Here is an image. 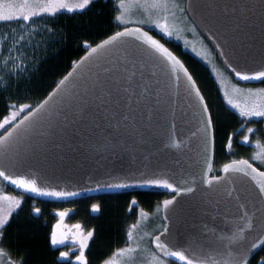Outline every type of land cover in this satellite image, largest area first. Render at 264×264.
<instances>
[{
  "label": "snow or ice",
  "instance_id": "snow-or-ice-1",
  "mask_svg": "<svg viewBox=\"0 0 264 264\" xmlns=\"http://www.w3.org/2000/svg\"><path fill=\"white\" fill-rule=\"evenodd\" d=\"M94 2L95 0H74V2L71 0H21V2L0 0V22L28 24L35 18L55 17L62 12L82 14L90 9ZM208 6L222 7L225 12L233 13L248 7L243 4L229 5L227 3L222 6ZM114 7L116 12L114 19L123 26L121 31L115 32L95 47L85 42L84 46L88 50V55L78 62L73 61L72 71L63 76L53 91L38 104L9 106V114L0 120V161L3 164H11L13 167L23 166L28 155L34 151V139L45 135L43 130L50 132L68 121L69 113L78 114L82 121L91 118L92 127L86 131L85 135L89 138L98 136L105 142L104 147L115 148L119 144L118 137L122 131V122L126 127V122L132 119V114L150 103L153 83L156 85L160 83L158 79L153 81L157 75L156 69L172 77L177 88L180 87V71L183 69L184 99L197 122L196 131L192 132V136L200 139L204 163L210 166L208 154L212 145L214 119L209 103L201 95L200 89L188 70L143 27L145 24L149 27L154 26L165 35L171 36L169 17L176 16L175 10L184 12V9L176 0H116ZM259 7L264 20V0H261ZM137 11H143L146 18L132 19ZM153 11L160 14L158 18L153 19ZM47 31L51 32L52 29L49 28ZM224 63L240 81L264 82V53L261 55L259 70L251 74L234 66L227 59ZM237 95L243 96V101L236 99ZM224 97L227 104L238 111L240 117L246 120L252 117H264V89L256 92L248 89L245 93L244 90L233 86L231 93L224 90ZM186 114L181 110L182 116ZM170 129L173 137L164 147L180 149L181 142H178L174 136L175 114H173ZM253 131L252 128H247L248 133ZM248 141L249 136L245 135L243 142L248 143ZM226 147L229 150L232 148L231 136L228 137ZM256 147L264 148V145L257 140ZM223 172L225 176H216L212 179L202 177V183L210 191L204 193L205 202L199 208L201 219L196 226L198 231L192 241L187 246L178 242L169 244L161 237L171 236L170 228L168 224L162 225L160 234L152 238V243L159 255L151 253L150 264H166V260L162 257L174 258L180 264H250L255 251L264 247V171L253 167L247 160H238L224 165ZM230 172L241 173L244 177L250 178L258 190H237L232 187L226 192L222 191L224 183H231L230 179L226 180ZM0 177L10 182L16 189L36 196L66 199L80 194L41 187L36 179H29L24 175H10L2 165H0ZM192 184H195V180ZM146 186L170 189L177 195L196 192V188L191 185L174 186L171 175L164 171H153L151 174L140 171L139 178H136L135 173L132 174L131 182L104 184V188L109 190ZM85 191H93V189H85ZM22 203V199L15 196L0 195V264H24L23 259L19 261L11 259L9 253L2 247L6 239V229L14 214L19 215ZM174 203V199L165 200V210ZM132 204L135 205L136 201L133 200ZM231 208L235 211H230ZM92 211H100V206L93 204ZM40 212V208L33 207L34 216L38 217ZM257 212H260L259 229L254 226ZM57 215L60 219L49 237L53 248L63 245L67 239L63 220L68 212L60 211ZM164 219L168 220L169 217L165 216ZM217 220L222 221L219 230L215 225ZM73 227L76 229L74 243L79 245L75 260L77 264H88L85 249L93 238L94 231L84 233L81 231L80 224ZM136 227L138 225H132V229ZM226 229L230 234L225 233ZM252 233L255 234L249 238L248 234ZM127 235L131 241L133 232L130 230ZM138 249L139 244L135 246L130 244L126 249L120 250L119 255L134 254ZM69 257L68 251L59 252L60 262L67 261L71 264ZM105 264L109 262L106 261ZM255 264H264V256H260Z\"/></svg>",
  "mask_w": 264,
  "mask_h": 264
},
{
  "label": "water",
  "instance_id": "water-1",
  "mask_svg": "<svg viewBox=\"0 0 264 264\" xmlns=\"http://www.w3.org/2000/svg\"><path fill=\"white\" fill-rule=\"evenodd\" d=\"M226 3L229 5L243 4L248 7L233 13L225 12L222 7L208 6H222ZM260 3L261 0H185V11L189 19L208 42L223 69L230 74L235 82L244 85H255L262 81H240L224 61L227 59L234 66L242 68L250 74L259 70L261 55L264 53V20H262ZM148 34L163 44L195 80L189 69L174 52L151 33L148 32ZM104 40L98 44L103 43ZM132 42L136 43V41ZM87 55L88 50L78 61ZM72 68L68 72L72 71ZM156 73L153 81L158 79L160 83L159 85L153 83L150 103L134 112L132 119L126 122V127L122 122V131L118 137L119 144L115 148L104 147L105 142L98 136L94 135L89 138L85 135L86 131L92 127L91 118L82 121L78 114L69 113L68 121L50 132L43 130L46 134L34 139V151L28 155L23 166L13 167L11 164H3L0 161V165L10 175H24L29 179H36L41 187L78 192L79 195L66 199L41 197L16 189L2 177H0V181L16 193L49 203H67L90 197L136 192L171 193L173 194L171 197L161 201L160 209L161 219L164 224H168L171 236L161 237V239L166 240L169 244L178 242L187 246L198 231L196 226L199 225L201 219L199 208L205 202L204 193L210 191L202 183V177L212 179L216 176H225L224 165L220 168L218 175H211L214 165V127L211 150L208 154V165L210 166H206L204 163L200 139L192 136V132L196 131L197 122L184 99L183 69L180 71L179 88L176 87L174 79L160 69H156ZM196 86L199 88L197 82ZM201 95H203L202 92ZM181 110L187 114L182 116ZM173 114H175L176 123L174 136L178 142H181L180 149L164 147L165 144L170 143V139L173 137L170 129ZM232 162L226 164H232ZM253 167L255 166L253 165ZM140 171H146L149 174L153 171L167 172L171 175L174 186L191 185L196 188V192L177 195L170 189L155 186L113 190L104 188L105 183L131 182L132 174L135 173L136 178H139ZM228 179L231 180V183H224L222 189L224 192L232 187L237 190H258L250 178L244 177L241 173L230 172L226 177V180ZM193 180H195V184H192ZM85 189H93V191H85ZM173 199L175 203L165 210L164 201ZM230 211L234 212L235 209L231 208ZM165 216H168L169 219L165 220ZM259 217L260 212H257L254 219V226L257 229L260 226ZM215 225L219 230L222 221L217 220ZM160 232L156 235H159ZM225 233L230 234L227 229ZM254 234H248L249 238ZM152 238L151 247L159 255L152 243ZM261 248H258L254 255ZM165 259L180 264L174 258Z\"/></svg>",
  "mask_w": 264,
  "mask_h": 264
},
{
  "label": "trees",
  "instance_id": "trees-1",
  "mask_svg": "<svg viewBox=\"0 0 264 264\" xmlns=\"http://www.w3.org/2000/svg\"><path fill=\"white\" fill-rule=\"evenodd\" d=\"M115 3L116 0H95L90 9L82 14L62 12L55 17L35 18L36 26L33 31H37L32 34L34 37L31 40L38 46L35 49L24 48L21 52L25 64L23 68L14 73L13 70L8 74L2 72L0 75V120L9 114L11 104H16L17 107L22 104L35 106L42 101L70 70L73 61H77L87 51L85 42L94 46L122 30L123 26L114 19ZM9 24L0 22L1 27ZM49 28L52 29L51 32L47 31ZM0 32L3 35L5 31L1 29ZM152 34L185 63L209 103L215 133L211 175H218L220 168L230 161L246 159L251 162L249 158L252 149L238 142L246 131H238L237 117L226 109L207 67L189 52H182L179 47L153 31ZM229 136L232 137L231 150L226 147ZM259 137L263 135L259 134ZM0 183L6 191L13 192ZM172 195L136 192L90 197L67 203L37 201L20 195L23 197L22 208L19 215L14 214L10 221L2 247L11 259H23L24 264H68L67 261L60 262L59 248H53L49 241L50 233L60 219L57 213L67 209L72 211L65 218L67 225L80 224L81 231L85 233L94 231V236L85 249V256L88 264H100L107 256L125 246L127 234L132 225H137L141 214L153 215L160 208L161 201ZM133 200L136 201L135 205L132 204ZM93 202L100 206V211H92ZM33 207L41 209L38 217L33 215ZM160 221L163 225L162 220ZM260 256H264V247L252 257L250 264H255ZM70 262L76 264L72 260Z\"/></svg>",
  "mask_w": 264,
  "mask_h": 264
},
{
  "label": "rangeland",
  "instance_id": "rangeland-1",
  "mask_svg": "<svg viewBox=\"0 0 264 264\" xmlns=\"http://www.w3.org/2000/svg\"><path fill=\"white\" fill-rule=\"evenodd\" d=\"M16 2H21V0H16ZM71 2H74V0H71ZM176 2L184 9V12H180L177 9L175 10L176 16L174 18L171 16L169 17V24L172 31L171 36L165 35L160 31V29L155 28L154 26L149 27V25L145 24L143 27L155 32L162 39L167 40L171 44L173 43L175 46L179 47L182 52H189V54H191L196 60L200 61L205 67H207L210 73V78L220 93L221 99L223 100L226 109L229 112L236 113L241 119V123L238 125V131H246L243 133V136L238 142L248 145V147L252 149L253 152L250 155V161L255 165H259L261 169L264 170V148L256 147L257 140L260 141L261 145H264V117H252L251 119L246 120L245 118L240 117L237 110L233 109L227 104V101L224 97V90H228L231 93L233 86L244 90L245 93L248 89L256 92L259 89H264V82H262L260 85L254 86L241 85L234 82L229 74L220 66L214 52L206 43V41H204V39L200 36L197 29L186 15L185 0H176ZM159 15L160 14L156 11L152 12L153 19L158 18ZM145 18L146 17L143 11H137L132 17L134 20ZM35 26V19L32 23H30V25L13 22L9 25H5L4 27L0 26V30L4 29L5 31L3 35L0 32V75L2 72H6L5 74H8L11 70H13V73L14 71L17 72L25 66L21 52L24 51V48L35 49L38 46L36 43L33 44V39L31 40V37H34L32 34H35L37 31H33ZM193 28H195V31H193ZM1 81L2 77L0 76V83ZM235 98L240 101H243L244 99V97L240 95H237ZM247 128H252L254 130L253 133H248ZM259 134L263 135V137H259ZM245 135L249 136L248 143L243 142V137ZM0 195L15 196L22 199L23 201L22 196L14 192L6 191L1 183ZM93 204L94 202L92 205ZM61 211H67V209ZM160 220V208L157 212L155 211L153 215L141 214L137 223L138 227H136L135 230L131 229L132 232L135 231L133 232V239L131 241L127 239L125 246L117 249L111 255L107 256L100 264H105L106 261L109 262V264H150V254L155 253L150 246V239L152 236L162 231ZM65 222L66 221L64 219L63 224ZM64 226V230L67 233V239L65 240V243L60 245L58 248L60 251H68L70 253L69 259L77 264L75 255L78 254L79 245L78 243H74V234L76 229L73 227L74 225L70 226L65 223ZM130 244L132 246L139 244L138 251L134 254L125 253L124 255H119L120 250L126 249ZM166 264H170V262L166 260Z\"/></svg>",
  "mask_w": 264,
  "mask_h": 264
},
{
  "label": "flooded vegetation",
  "instance_id": "flooded-vegetation-1",
  "mask_svg": "<svg viewBox=\"0 0 264 264\" xmlns=\"http://www.w3.org/2000/svg\"><path fill=\"white\" fill-rule=\"evenodd\" d=\"M232 113H233V115H234L235 117H237L238 122L241 123V122H240L241 119L237 116V114L234 113V112H232ZM254 124H255V123H254ZM213 126H214V125H213ZM67 212L70 213V212H72V211L67 210ZM64 219H65V217H64ZM64 224H65V223H64ZM72 262H73V261H72Z\"/></svg>",
  "mask_w": 264,
  "mask_h": 264
}]
</instances>
